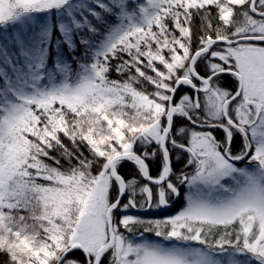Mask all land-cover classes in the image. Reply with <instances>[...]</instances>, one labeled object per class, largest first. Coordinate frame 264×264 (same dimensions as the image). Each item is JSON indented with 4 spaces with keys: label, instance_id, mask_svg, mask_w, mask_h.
<instances>
[{
    "label": "snow or ice",
    "instance_id": "snow-or-ice-1",
    "mask_svg": "<svg viewBox=\"0 0 264 264\" xmlns=\"http://www.w3.org/2000/svg\"><path fill=\"white\" fill-rule=\"evenodd\" d=\"M0 264H264V0H0Z\"/></svg>",
    "mask_w": 264,
    "mask_h": 264
},
{
    "label": "flooded vegetation",
    "instance_id": "flooded-vegetation-1",
    "mask_svg": "<svg viewBox=\"0 0 264 264\" xmlns=\"http://www.w3.org/2000/svg\"><path fill=\"white\" fill-rule=\"evenodd\" d=\"M224 79H225V86L226 87L232 88L231 86L233 85V83L235 84V81L232 80L230 77L226 76Z\"/></svg>",
    "mask_w": 264,
    "mask_h": 264
},
{
    "label": "rangeland",
    "instance_id": "rangeland-1",
    "mask_svg": "<svg viewBox=\"0 0 264 264\" xmlns=\"http://www.w3.org/2000/svg\"><path fill=\"white\" fill-rule=\"evenodd\" d=\"M148 235H149V238H150V239H153V240L158 239V238H155V237L151 236V234H148Z\"/></svg>",
    "mask_w": 264,
    "mask_h": 264
},
{
    "label": "trees",
    "instance_id": "trees-1",
    "mask_svg": "<svg viewBox=\"0 0 264 264\" xmlns=\"http://www.w3.org/2000/svg\"><path fill=\"white\" fill-rule=\"evenodd\" d=\"M114 78H118V77H115V76H114ZM233 85H235V84L233 83ZM233 85H232L231 87H234ZM178 167H182V164L179 165Z\"/></svg>",
    "mask_w": 264,
    "mask_h": 264
}]
</instances>
